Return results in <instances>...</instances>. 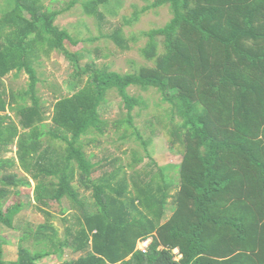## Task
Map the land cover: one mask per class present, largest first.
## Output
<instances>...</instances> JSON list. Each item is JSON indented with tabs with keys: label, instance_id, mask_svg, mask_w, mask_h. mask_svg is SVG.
<instances>
[{
	"label": "trees",
	"instance_id": "obj_1",
	"mask_svg": "<svg viewBox=\"0 0 264 264\" xmlns=\"http://www.w3.org/2000/svg\"><path fill=\"white\" fill-rule=\"evenodd\" d=\"M11 2L0 19V238L3 226L15 228L23 208L18 201L5 210L15 194L10 187L31 184L11 174L16 169L36 182L35 200L45 208L51 201L69 200L81 228L61 241L54 215L40 208L46 223L26 231L22 243L32 236L42 250L22 245L18 259L10 262L0 243V264H38L61 257L65 249L82 255L63 264H264V0H156L125 22L132 25L153 8H171L165 26L143 33L149 40L143 56L154 67L128 75L74 61L65 42H77L54 25L66 9L54 11L40 0ZM80 2L86 16L105 21L100 8L112 0H73L67 9ZM124 31L117 28L109 39L131 51L133 41ZM55 52L73 61L84 86L56 100L47 125L33 65ZM23 72L28 89L20 100L11 93L9 102L4 79ZM132 87L156 89L181 117L170 132L172 145L183 150L181 164L157 166L156 172L131 179L121 172L96 178L101 163L84 152L83 138L108 134L112 124L101 107L111 91H118L129 112L121 124L128 132L136 129L149 151L135 124L143 100L130 93ZM10 110L17 112L19 125ZM47 136L65 144L64 152L44 150ZM15 145L18 160L1 158ZM82 190L92 192V199ZM149 239L153 243L144 254L138 247Z\"/></svg>",
	"mask_w": 264,
	"mask_h": 264
},
{
	"label": "rangeland",
	"instance_id": "obj_2",
	"mask_svg": "<svg viewBox=\"0 0 264 264\" xmlns=\"http://www.w3.org/2000/svg\"><path fill=\"white\" fill-rule=\"evenodd\" d=\"M73 0H40L41 4L52 10L66 11L56 17L55 27L60 30H67L77 45L69 41L65 42V47L73 55L74 61L80 63V66L94 65L102 70L107 69L112 73L122 75L137 74L145 67L153 68V63L148 62L143 56V50L147 47L149 40L143 36V33L152 29H158L165 26L172 18V11L169 6L153 8L142 15L138 22L132 25L126 24L128 18L132 19L134 14L140 9L151 5L156 0H112L109 6H101L100 10L105 14V21L97 20L94 17L86 16L82 3H77L72 8L67 9ZM10 0H0V19L4 17L8 10L13 7ZM138 6V9H137ZM124 27V33L127 39L132 40L131 51H125L117 46L109 35L117 28ZM160 42L163 39H159ZM164 48L160 46V53ZM76 57V58H75ZM73 61L68 59L64 53L55 52L49 58L41 57L39 63H35L34 69L40 80L38 84V97L43 110L47 113L48 120L45 123L50 124L54 103L58 98L68 97L78 91L79 85L82 88L78 78L75 77V68ZM90 74L87 70L86 75ZM84 76L83 81L86 82ZM5 87L9 93L7 100L10 102V95L15 94L20 100L22 93L28 89L29 76L23 72L17 73L4 79ZM133 96L140 97L143 100L141 106L135 110V124L142 135L144 141L149 144V151L146 150L143 143L140 142L137 130L129 129L128 125H122L128 117V110L125 107L123 98L118 91L113 90L109 93L107 101L101 107V114L105 120H108L112 126L105 137L98 134H92L83 138L84 152L90 156L96 157V163H101L96 178L103 174L121 172V176L131 179L139 174L145 175L148 172H156L157 166L161 168L179 166L182 161L183 150L179 146H173L170 132L176 124L182 122L178 113L174 114V109L162 101L160 93L156 89L144 91L139 87L130 88ZM31 104V100H28ZM17 107V103L14 104ZM13 122L19 123L17 112L9 111ZM4 115V114H2ZM118 124V127L116 126ZM46 125V126H47ZM48 132V128L45 133ZM44 150L49 149V154L55 152L62 153L66 145L61 142H53L47 136L42 139ZM17 145L9 148L1 158L5 160H18ZM154 163V164H153ZM171 176L176 177L177 173L171 170ZM19 179L30 180L31 184L21 185L18 188L10 187L15 194L19 196L10 197L6 202L5 210L13 208L17 202L23 204L22 211L15 219V228L2 227L0 243L7 250V259L10 262L18 259V254L22 240L26 231H38V228L46 223V215L39 209L43 208L54 215L52 224L59 231V239L64 241L68 232L75 233L80 230L78 220L79 213L72 210V203L64 199L62 203L51 201L47 208L37 203L34 196L36 182L30 179L19 169L13 170ZM0 182V188H2ZM176 187V186H175ZM133 190V188L131 189ZM82 192L88 200L92 199V192ZM171 201V200H170ZM172 203L168 206L165 220L171 215ZM67 210V211H65ZM36 240L31 236L24 248L34 251L42 250V247H36ZM141 248V247H140ZM81 253H74L71 249H65L60 256H52L40 261L38 264H63L65 262H74L81 257ZM181 259L177 256V260Z\"/></svg>",
	"mask_w": 264,
	"mask_h": 264
},
{
	"label": "built area",
	"instance_id": "obj_3",
	"mask_svg": "<svg viewBox=\"0 0 264 264\" xmlns=\"http://www.w3.org/2000/svg\"><path fill=\"white\" fill-rule=\"evenodd\" d=\"M153 243V240L152 239H149V240H146V241H142L140 244H139V247H138V250L141 251L142 253L144 254H147L149 251H150V247ZM141 247V248H140ZM174 255L176 256V260H177V256L180 257V253L179 251H175L174 252ZM181 258V257H180ZM182 259V258H181ZM177 261H180L177 260Z\"/></svg>",
	"mask_w": 264,
	"mask_h": 264
},
{
	"label": "crops",
	"instance_id": "obj_4",
	"mask_svg": "<svg viewBox=\"0 0 264 264\" xmlns=\"http://www.w3.org/2000/svg\"><path fill=\"white\" fill-rule=\"evenodd\" d=\"M2 115V114H1Z\"/></svg>",
	"mask_w": 264,
	"mask_h": 264
}]
</instances>
